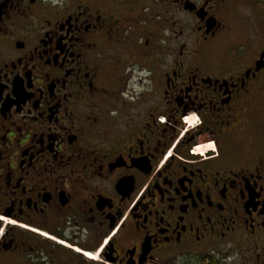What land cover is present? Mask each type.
<instances>
[{"label":"flooded vegetation","instance_id":"af4514ba","mask_svg":"<svg viewBox=\"0 0 264 264\" xmlns=\"http://www.w3.org/2000/svg\"><path fill=\"white\" fill-rule=\"evenodd\" d=\"M0 264H264V0H0Z\"/></svg>","mask_w":264,"mask_h":264}]
</instances>
